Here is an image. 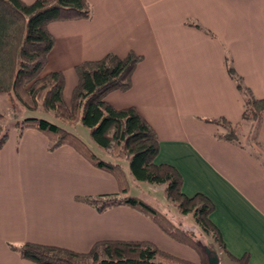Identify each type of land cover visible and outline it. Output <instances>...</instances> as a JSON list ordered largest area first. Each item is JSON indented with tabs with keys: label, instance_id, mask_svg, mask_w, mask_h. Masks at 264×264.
Instances as JSON below:
<instances>
[{
	"label": "crops",
	"instance_id": "obj_1",
	"mask_svg": "<svg viewBox=\"0 0 264 264\" xmlns=\"http://www.w3.org/2000/svg\"><path fill=\"white\" fill-rule=\"evenodd\" d=\"M88 1L90 19L49 25L55 44L45 74L60 71L77 86L76 67L84 62L142 56L131 89L106 101L135 107L159 137L156 164L178 171L187 197L210 199L228 262L264 264V116L256 144L230 141L227 128L212 122L247 123L227 58L264 98V0ZM118 193L116 179L73 147L51 149L38 130H12L0 152V264H33L11 248L24 243L87 253L103 241L151 242L199 262L139 211H99L88 202Z\"/></svg>",
	"mask_w": 264,
	"mask_h": 264
},
{
	"label": "trees",
	"instance_id": "obj_2",
	"mask_svg": "<svg viewBox=\"0 0 264 264\" xmlns=\"http://www.w3.org/2000/svg\"><path fill=\"white\" fill-rule=\"evenodd\" d=\"M91 15L92 6L88 0H36L31 4L0 0V94H4L15 109L19 105L29 111L41 109L53 113L65 125H84L96 146L115 160L101 158L78 135L45 119L25 118L15 124V129L20 133L28 129L42 132L51 149L73 147L93 166L111 174L119 186L117 195L88 202L96 205L99 211L121 205L139 211L151 218L167 236L195 251L200 260L193 263L151 242L136 241H103L87 253L34 243L11 248L33 264H209L206 247L149 202L130 195L131 179L121 161L127 163L134 181L164 185L167 199L183 215H192L196 224L206 233H213L219 246L225 248L211 220L215 207L210 199L202 194L187 197L182 191L178 171L170 165L156 164L159 137L154 128L135 107L116 109L106 101L111 92L131 89L133 74L143 57L134 52L125 58L108 54L99 61L78 65V84L70 104L64 98V74L60 71L45 74L55 44L49 25L88 20ZM227 65L244 97L242 120L260 123L264 116V98L257 99L244 85L230 58H227ZM3 119L0 113V121ZM212 122H221L228 131L226 138L238 142L241 123L233 125L223 119ZM9 135L10 132L0 126V152ZM242 262L245 264L244 260Z\"/></svg>",
	"mask_w": 264,
	"mask_h": 264
},
{
	"label": "rangeland",
	"instance_id": "obj_3",
	"mask_svg": "<svg viewBox=\"0 0 264 264\" xmlns=\"http://www.w3.org/2000/svg\"><path fill=\"white\" fill-rule=\"evenodd\" d=\"M65 80L66 84L64 89V98L66 101L71 103L70 100L72 99V94L76 85L73 84V79L70 75H67ZM0 113L4 115V119L0 121V126H2L6 131H9L10 133L12 130H15V124L19 121L24 120L25 118L45 119L77 134L82 140L87 142L101 158L105 160H115L113 157L109 156L102 149L96 146V144L90 137L88 129L82 124H78L76 126L65 125L60 120L56 119L53 113H46L41 109L37 111H29L20 105L15 109L8 104L6 96L4 94H0ZM257 123L258 122L243 123L240 128H238V134L240 136L238 141H240L241 143L251 142L252 144H256L257 141L255 140L257 139L258 132ZM245 126L247 128H245ZM257 149L258 148H255V151H257ZM121 163H123L125 170L132 180L130 195L139 196L149 202L158 210L162 211L173 222H175L176 225L179 226V228L186 231L189 236L194 237L195 240L199 242L203 247H206L213 253H216L219 257L220 264H230V262H228V260L221 253L215 235L213 233H206L205 231H203L196 224L192 215H183L179 211V209L167 199L164 185H154L137 181L133 182L134 179L130 174L127 163L123 161H121Z\"/></svg>",
	"mask_w": 264,
	"mask_h": 264
},
{
	"label": "water",
	"instance_id": "obj_4",
	"mask_svg": "<svg viewBox=\"0 0 264 264\" xmlns=\"http://www.w3.org/2000/svg\"><path fill=\"white\" fill-rule=\"evenodd\" d=\"M207 255L209 256V264H220L219 257L216 253H213L210 249L206 248Z\"/></svg>",
	"mask_w": 264,
	"mask_h": 264
}]
</instances>
